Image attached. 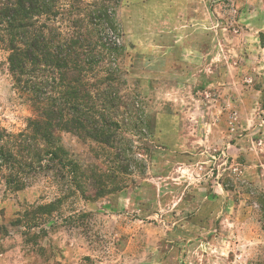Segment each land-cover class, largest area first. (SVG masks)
Segmentation results:
<instances>
[{"label": "rangeland", "instance_id": "rangeland-1", "mask_svg": "<svg viewBox=\"0 0 264 264\" xmlns=\"http://www.w3.org/2000/svg\"><path fill=\"white\" fill-rule=\"evenodd\" d=\"M106 2L112 27L103 17L80 28L68 23L66 15L75 8ZM116 2L60 0L57 6L66 3L72 9L47 26L89 34L86 56L93 63L84 74L90 86L97 83L90 92L102 90L113 99L101 107L117 124V161L113 151L91 141L67 133L60 134V141L87 184L99 173L118 189L83 201L77 193L64 199L51 172L36 175L19 192L9 191L0 177V228H5L0 264H264V94L255 92L264 90V0L190 1L188 9L202 17V41L216 48L212 76L217 81L210 89L203 82L193 92L175 94L157 109L148 103L145 85L137 83L147 78L146 69H132L135 47L145 46L152 36L137 34L138 19L130 24L125 18V7L135 12L136 3ZM165 3L156 5L158 13L162 5L174 10L175 4ZM113 37L119 40L116 47L109 42ZM5 39L0 31L2 136L22 133L27 120L35 118L25 95L14 87ZM194 69L205 80L211 76L207 66ZM190 104L205 109L207 126L200 124L198 113H185ZM157 113L174 117L177 129L163 130L169 120H157ZM217 122L222 129L213 126ZM1 139L0 146L6 142ZM5 173L2 169L0 176ZM57 200L55 212L30 228L31 208ZM19 219L18 226L11 225Z\"/></svg>", "mask_w": 264, "mask_h": 264}, {"label": "trees", "instance_id": "trees-1", "mask_svg": "<svg viewBox=\"0 0 264 264\" xmlns=\"http://www.w3.org/2000/svg\"><path fill=\"white\" fill-rule=\"evenodd\" d=\"M59 1L0 0V31L6 36L8 71L14 87L25 95L35 113V118L27 120L22 133L0 134V141L6 138L0 146V173L2 169L6 173L0 177L9 191L19 192L36 175L51 172L61 184L64 199L77 193L83 201L94 202L116 192L117 184L108 186L99 173L87 184L82 168L62 147L60 134H71L82 142L91 141L113 151L117 161V124L101 107L103 103L112 105L113 99L107 100L105 91L89 90L84 74V67L93 63L86 56L92 45L89 34L84 31L67 34L47 26L67 13L66 9H72L66 3L57 6ZM116 1L112 0V5L117 6ZM107 4L86 3L68 13L67 21L80 28L84 23L93 25L96 19L103 17L112 27L115 20ZM90 8L99 10L97 15ZM96 41L101 47L105 46L99 36ZM96 86L97 83L90 87L97 89ZM120 169L126 173V168ZM60 202L31 208L29 227H36L38 218L54 213ZM20 222V219L15 220L11 225L18 226Z\"/></svg>", "mask_w": 264, "mask_h": 264}, {"label": "crops", "instance_id": "crops-1", "mask_svg": "<svg viewBox=\"0 0 264 264\" xmlns=\"http://www.w3.org/2000/svg\"><path fill=\"white\" fill-rule=\"evenodd\" d=\"M124 1L125 4H137L135 12H133V8L125 7L129 11L128 17L125 18L131 19L130 24L134 21V17L138 19L136 21L138 26L137 34L144 33L142 35L152 36L148 39L149 43H146L145 46L135 47L136 58L132 68L133 72L137 73H141L144 68L146 69L147 78H143L145 81L139 78L137 83H139V86L145 85L147 91L145 96L148 97V103L151 108L163 107L165 101H170L173 95L181 94L182 92H193L196 86L203 84V82L208 83L209 89L213 87L217 81L216 75L212 76V69L216 66L217 51L211 42L208 45L202 41V35L205 33L201 30L202 17L200 14H196L195 11L188 9V4L191 3V0H188L189 2L187 0H167V2H172V5L175 4L173 13L170 7L169 9H165L166 6L163 7V5H166V0ZM180 1H184L182 2L184 4L187 3V6L181 5ZM159 2L163 4L158 9L161 11L160 13L157 12L156 6ZM190 5L194 6L195 4ZM190 20L194 23L192 27L186 25V22ZM123 23L127 27L128 22L124 21ZM142 29L145 30L143 31ZM209 35L211 36V34ZM161 37L163 41H161ZM141 50L146 52L143 53ZM160 53L161 57H159ZM202 65L209 68L211 76H209L208 80L203 78L204 76L200 73V70L194 69ZM159 67L160 69L157 71L156 68ZM190 67H193V69H190ZM260 91L264 94V90H261V87L255 92L260 93ZM242 92L244 93L243 90ZM182 110L184 111V109ZM190 112L193 115L198 113L200 124L207 126L205 124V115L207 114L203 107L194 108L190 104V106L185 107V113L189 115ZM157 114V120H169L167 121L168 123L164 124L163 130L172 132L177 129V124L175 126L172 122V119H175L174 117ZM175 116L177 117V115ZM213 126L217 129H222L218 122ZM170 136L173 138V134H170Z\"/></svg>", "mask_w": 264, "mask_h": 264}, {"label": "built area", "instance_id": "built-area-1", "mask_svg": "<svg viewBox=\"0 0 264 264\" xmlns=\"http://www.w3.org/2000/svg\"><path fill=\"white\" fill-rule=\"evenodd\" d=\"M111 44H119V40L118 39H116L115 37H113V38H111V40L109 41Z\"/></svg>", "mask_w": 264, "mask_h": 264}]
</instances>
